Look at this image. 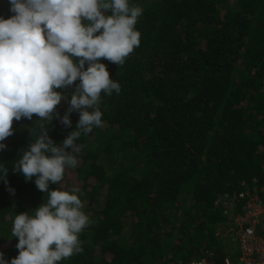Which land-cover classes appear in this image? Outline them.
Masks as SVG:
<instances>
[{
    "label": "trees",
    "instance_id": "16d2710c",
    "mask_svg": "<svg viewBox=\"0 0 264 264\" xmlns=\"http://www.w3.org/2000/svg\"><path fill=\"white\" fill-rule=\"evenodd\" d=\"M129 4L143 10L140 46L122 66L100 60L121 91L101 93L102 125L81 135L78 165L49 185L79 189L93 221L80 234L83 252L60 264H187L203 254L208 264H223L230 255L216 235L225 218L215 203L263 177L264 0ZM9 9L0 0V18L14 15ZM68 106L61 101L60 116ZM78 119L70 113L65 127L54 118L48 135L59 144ZM12 127L0 150L8 167L7 184L0 180V252L9 262L18 255L15 215L34 214L48 198L35 177L26 182L12 170L36 124L22 118Z\"/></svg>",
    "mask_w": 264,
    "mask_h": 264
},
{
    "label": "clouds",
    "instance_id": "9594fccd",
    "mask_svg": "<svg viewBox=\"0 0 264 264\" xmlns=\"http://www.w3.org/2000/svg\"><path fill=\"white\" fill-rule=\"evenodd\" d=\"M9 3L14 15L0 18V150L13 135V121L35 123L30 136L36 138L21 149L12 170L26 182L35 177L37 189L48 198L32 210L34 214L15 215L11 234L18 240V255L9 262L0 252V264H60L83 252L80 234L93 221L83 211L79 189L50 190L49 185L60 184L65 170L78 165L77 154L84 146L76 141L81 135L102 125L101 93H120V84L100 60L122 66L140 46L135 26L143 10L130 6L129 0ZM72 86L70 94L57 91ZM62 100L69 106L60 116L57 106ZM74 111L79 113L74 130L57 144L48 135L49 126L55 118L71 127ZM7 175L8 167L0 163L5 184Z\"/></svg>",
    "mask_w": 264,
    "mask_h": 264
},
{
    "label": "built area",
    "instance_id": "2783aa9c",
    "mask_svg": "<svg viewBox=\"0 0 264 264\" xmlns=\"http://www.w3.org/2000/svg\"><path fill=\"white\" fill-rule=\"evenodd\" d=\"M264 154V149L260 150ZM262 182L232 197L224 196L215 205L222 209L227 224L225 237L237 242V250L223 264H264V170ZM237 204H241L236 212ZM219 236V233L216 234ZM206 254L187 264H208ZM181 264V263H172Z\"/></svg>",
    "mask_w": 264,
    "mask_h": 264
},
{
    "label": "rangeland",
    "instance_id": "374dc122",
    "mask_svg": "<svg viewBox=\"0 0 264 264\" xmlns=\"http://www.w3.org/2000/svg\"><path fill=\"white\" fill-rule=\"evenodd\" d=\"M226 228H227V224L224 225V223H222V226H219L217 228V233H219L221 245L224 246L227 252L231 255L235 253L238 245L237 242L233 240L231 237L226 238L224 236L226 233Z\"/></svg>",
    "mask_w": 264,
    "mask_h": 264
}]
</instances>
